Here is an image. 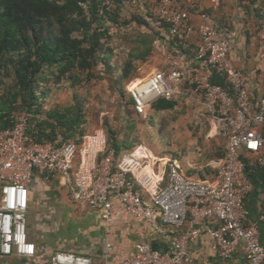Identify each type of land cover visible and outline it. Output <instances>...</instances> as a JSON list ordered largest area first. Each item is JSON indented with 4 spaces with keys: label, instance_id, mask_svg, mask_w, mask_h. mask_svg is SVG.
Wrapping results in <instances>:
<instances>
[{
    "label": "built area",
    "instance_id": "1",
    "mask_svg": "<svg viewBox=\"0 0 264 264\" xmlns=\"http://www.w3.org/2000/svg\"><path fill=\"white\" fill-rule=\"evenodd\" d=\"M97 1L99 15L115 4V0ZM140 3L157 20L169 24L179 51L168 53L170 69L156 70L131 84L134 110L144 115L159 99L175 101L185 86L201 92L226 138L221 165L212 177L196 178L172 161L167 183L151 190L149 177L131 176L114 151H108L105 130L87 133L81 143L62 133L54 140L38 142L28 133L26 115H19L12 127L0 129V264H95L91 256L81 253H47L31 239L28 213L37 174L63 178L70 186L71 200L98 213L106 226L119 214L118 201L125 213L145 219L156 233H166L168 226L175 230L167 250L140 242L121 261L103 264L192 263L196 255L190 244L204 233L212 237L219 259H233L241 246L247 264H264L258 227L248 223L246 199L254 183L244 160V151L263 154L258 162L264 166V96H252L251 77L230 58L234 32L228 25L194 27L186 10L193 0H123L131 9ZM194 32L200 43L189 60L183 50L190 48L189 37ZM216 75L224 78L228 89L213 82ZM112 250L108 240L105 253Z\"/></svg>",
    "mask_w": 264,
    "mask_h": 264
},
{
    "label": "crops",
    "instance_id": "2",
    "mask_svg": "<svg viewBox=\"0 0 264 264\" xmlns=\"http://www.w3.org/2000/svg\"><path fill=\"white\" fill-rule=\"evenodd\" d=\"M186 10L194 27L209 23L219 26L228 25L232 29L234 37L231 41L230 58L239 69L251 77L252 96L254 98L264 96V0H220L219 4H214L211 0H193L192 4L186 5ZM202 14H206L207 17L204 18ZM189 43L190 53H185V56L191 60L200 43L197 32L190 35ZM172 50L179 51L167 40L156 41L149 57L150 63L139 69L145 76L138 79H143L156 70L170 69L167 55ZM174 102L175 106L170 109L158 110L152 104L146 109L144 115L136 113L134 107L133 112L136 116L150 120L167 112H173L175 116L167 124L171 129L168 133L171 142H180L181 136L185 134L204 138L208 148H205L204 152L200 148L198 154L184 157L174 151L159 154L162 147L166 146L163 144L164 139L160 137L156 150H152L148 145H141L134 152L120 156L121 160L118 156V163L126 165L131 176L139 180L143 177L150 178L151 190L163 187L167 183L168 164L172 161H176L185 174L196 178L212 177L222 163L226 138L220 132L213 107L205 100L203 94L190 86H185ZM196 128L199 129L196 130ZM197 142L193 140V144ZM206 149L209 150L208 153ZM262 155L244 151V157L251 166L249 175L254 183V188L246 199L249 212L248 223L258 227L260 241L264 244V220L261 218L264 215V166L258 162L259 156ZM35 193L40 197L43 208L38 221L46 217L45 205H48L49 219L54 217L61 221L66 215L73 220L84 221L87 228L93 232L92 234L96 233L97 237L104 239L99 250H94L92 253L80 252L91 256L95 264L121 261L135 251L136 243H146L160 250H167L171 245L175 231L173 228L168 226L165 229L166 233H156L145 219L135 218L125 213L124 206L118 201L115 207L119 214L110 226H106L98 213L71 200L70 186L59 176L47 178L43 174H37L31 185V203ZM30 237L47 253L55 251H48L42 246L40 244L42 238L31 234ZM108 240L112 242L113 250L106 254L105 244ZM190 249L195 252L196 258L188 264H247V256L241 246L233 259L228 261L219 259L214 241L207 233L191 243ZM56 250L74 252L64 248Z\"/></svg>",
    "mask_w": 264,
    "mask_h": 264
},
{
    "label": "trees",
    "instance_id": "3",
    "mask_svg": "<svg viewBox=\"0 0 264 264\" xmlns=\"http://www.w3.org/2000/svg\"><path fill=\"white\" fill-rule=\"evenodd\" d=\"M114 2L115 12L110 9L99 15L97 0H0V85L4 86L0 94V129L12 127L19 115H26L28 133L35 141L54 140L62 133L81 143L87 134L83 130L85 119L81 106L43 113L39 79L44 78L49 69L59 83L62 78H76L75 73L89 72L96 66L98 56L104 55L108 35L101 21L107 16L117 17L124 7L123 0ZM157 22L163 31L161 35L145 49L131 53L132 58L147 60L160 39L175 45L169 24ZM143 43L148 44L146 40ZM183 52L190 53L189 50ZM132 68L133 63H128L125 74ZM213 82L228 89L220 75H216ZM153 106L158 110L170 109L175 102L159 99ZM110 134L108 151H114L117 158L122 144L113 130ZM244 160L251 174V166Z\"/></svg>",
    "mask_w": 264,
    "mask_h": 264
},
{
    "label": "rangeland",
    "instance_id": "4",
    "mask_svg": "<svg viewBox=\"0 0 264 264\" xmlns=\"http://www.w3.org/2000/svg\"><path fill=\"white\" fill-rule=\"evenodd\" d=\"M111 10L116 11V4ZM101 22L103 28L108 30L103 47L104 55L98 56L97 64L91 71L75 73L77 80L65 77L57 83L51 70L46 69L45 77L39 79L38 87L42 101L41 111L45 113L52 109L63 110L65 107L80 105L85 119L84 133L103 129L109 145L110 130H113L114 136L122 144L119 160L120 156L134 152L141 145H148L156 150L160 137L164 139L163 144L166 146L162 147L164 152H158L159 154L174 151L184 157L198 154L200 148L204 152L208 143L201 137L183 134L180 142H171L168 135L171 129L167 124L175 116L173 112L151 120L136 116L133 112L129 87L134 80L145 76L139 69L149 64L150 58L145 61L136 60L130 54L145 49L150 41L161 35L162 29L155 17L140 3L132 9L124 6L117 17L107 16ZM143 40L148 44H144ZM130 62L133 63V68L125 74V67ZM3 87L0 85V94ZM193 140L198 142L193 144ZM208 151L206 149V153ZM34 196L28 213V230L31 235L42 238L40 244L48 251L64 248L76 253H92L101 248L104 239L97 237L96 233L92 234L84 221H76L66 215L61 221L54 217L49 219L48 205H45L46 217L38 221L43 208L40 197L36 193Z\"/></svg>",
    "mask_w": 264,
    "mask_h": 264
}]
</instances>
